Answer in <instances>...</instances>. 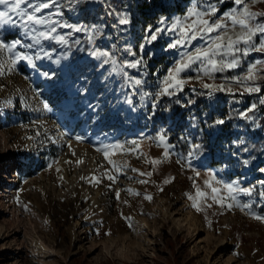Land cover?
<instances>
[{"label":"rangeland","instance_id":"374dc122","mask_svg":"<svg viewBox=\"0 0 264 264\" xmlns=\"http://www.w3.org/2000/svg\"><path fill=\"white\" fill-rule=\"evenodd\" d=\"M58 2L59 9H46L45 13L58 10L62 15L54 19L90 31L59 28L60 34L71 35H66V45L42 42L51 59L36 60L35 68L21 61L14 72L0 76V264H264V223L253 219L248 209L229 210L230 201L224 208L217 204L207 208L201 201L203 210L197 211L188 198L195 195L194 181L210 192L204 185L208 174L224 183L237 181L261 190L264 173L259 169L264 168V156L251 148L241 152L250 138L258 140L264 135V109L255 95L241 96L243 89L235 86V96L227 92L200 95L207 90L192 81L182 93L162 97L153 108L152 100L142 98L138 87L133 88L125 77L113 72L110 63H103L104 57L92 53L108 51L119 60L130 61L144 55L146 75H140L138 69L126 71L146 81L144 91L155 92L157 75L163 76L175 59V50H165L170 34L146 44L141 53L139 46L145 36L136 47L129 0L120 8L110 0ZM263 5L258 1L252 9H262ZM230 7L225 3L220 12ZM82 11L88 20L93 19L82 21ZM113 13L126 15L130 23L121 25ZM0 34L10 41L17 38L19 30L5 27ZM126 46L136 55L125 53ZM149 52L153 53L150 59ZM252 58L263 57L253 54ZM242 72L217 74L215 82L220 83L221 76ZM189 99L195 102L189 105ZM8 100L10 104L5 103ZM253 102L258 108L249 114L251 119H245L240 113ZM230 113L236 116V133L227 141L219 136L227 122L223 116ZM219 119L225 123L217 125ZM161 133H166L165 143L173 146L167 159L158 141ZM45 134L52 139H46ZM111 136L115 138L108 139ZM132 140L138 141L139 147L128 143ZM112 144L125 145L110 157L126 165L119 173L103 152L96 151ZM194 144L201 147L191 159V168L185 160L177 163L181 156L187 157ZM76 147L94 153L92 172L87 165L89 158L83 161ZM132 148L134 151H128ZM152 159L162 162L153 166ZM245 159L247 166L242 163ZM77 160L83 163L77 164ZM82 166L86 171L73 182ZM193 168L201 173L199 177ZM107 175H115L116 181L108 180ZM82 176L87 179L82 180ZM87 189L97 196L86 193ZM128 189L139 195L130 194ZM145 195L152 199H145ZM237 199L240 203L251 201L252 211L264 215V200L257 195ZM190 213L199 218L201 230L196 234L183 223L178 225L177 219ZM222 238L225 243H220Z\"/></svg>","mask_w":264,"mask_h":264},{"label":"snow or ice","instance_id":"6c2138e0","mask_svg":"<svg viewBox=\"0 0 264 264\" xmlns=\"http://www.w3.org/2000/svg\"><path fill=\"white\" fill-rule=\"evenodd\" d=\"M71 2L79 3L80 0H70ZM93 2V0H89ZM230 2L232 7L220 12V6ZM258 0H192L190 7L186 13L175 19L170 24L164 18L159 21V26L154 30L151 26L146 30L148 35L144 37V43L140 47V52L143 53L146 44H152L159 37L170 34V39L166 44V51L175 50V59L163 76L157 75V87L155 92L144 91L143 86L146 81L141 78H135L128 75L126 69H138L140 75L147 74V60L144 55H140L135 60H119L115 53L108 51L93 50V55L104 57L103 63L111 64L112 71L121 74L126 81L133 87L139 88L142 98H150L152 107L155 108L162 97H176L182 93L185 86L190 82L195 81L207 92H201L200 95L207 94L212 96L215 92H227L235 96L234 90L243 89L239 92L241 96L245 93L259 94L262 92V84H264V58H252L253 54H260L264 57V12L252 10V5H255ZM0 29L5 27L17 28L19 35L12 40H6L0 34V76L6 73H12L16 70V65L21 61H27L29 65L35 68V61L44 58L51 59V52L45 50L44 41H54L58 44H67L66 35L58 32L59 28H69L73 32L90 31L86 28H81L54 19V16L62 15L58 10L56 12L45 13L44 10L57 8L59 9L58 0H0ZM219 13V15H218ZM119 17L118 22L121 25L130 23L126 15L113 13ZM92 32H97V29H92ZM19 49V50H18ZM123 51L130 56H135L131 46H126ZM152 52L147 54L150 59ZM59 61L57 60V63ZM243 69L242 74L231 76H221V82L216 83L217 74H224L229 71ZM45 77L49 73H43ZM206 81H212L211 83ZM192 92H197L195 86L192 87ZM176 103H180L177 99ZM195 101L189 99L188 104H193ZM10 104L11 101H5ZM130 103V101H129ZM259 105H264V96L258 100ZM47 106L45 105V108ZM258 108V104L253 102L244 112L240 113L245 119H251L250 113H254ZM217 125L225 123L223 119L215 122ZM42 124V122H41ZM36 135H40L38 132ZM46 139L51 140V137ZM33 139V137H29ZM81 140V137H77ZM159 144L163 146V157L167 159L170 155L169 149L173 146L165 143L166 133H161L158 136ZM55 143V141H52ZM131 145L139 147L136 140L130 142ZM242 143V142H241ZM201 145L194 144L193 150L189 151L187 157L181 156L177 163L185 160L188 167L191 168V159L197 154L196 150ZM125 145L112 144L103 145L97 148L96 151L103 152L105 160L113 166L117 173L122 167L117 161L111 159V156L117 154L118 150L124 149ZM134 151V148L128 149ZM75 155V153H73ZM162 161L152 159L150 163L155 166ZM66 163H70L66 161ZM77 164L83 163L82 160H77ZM242 163L247 166L249 161L243 160ZM51 167V165H49ZM59 171V169H57ZM137 172V169H132ZM196 177L201 173L192 169ZM259 171L264 173V168ZM140 175L151 176V173H139ZM209 178L204 180V185L209 191L202 190L193 182L195 195H188V198L193 201L192 207L197 211H202L201 201L205 203L207 208H211L213 204L224 208L225 202L227 208L231 210L233 207L240 208L241 211L248 209V214L255 220L264 223V215H260L252 211L251 201L240 203L238 196L244 195L252 197L254 194L260 200H264V181L260 182L261 190L257 191L256 186L244 187L237 181L232 183H224L216 178L215 175L208 174ZM115 175H107V179L116 181ZM86 180V177H81ZM95 179V178H93ZM99 183V181H96ZM139 183H147L146 180H140ZM165 183L170 182L165 180ZM214 184L216 186H214ZM222 185L221 187H218ZM130 194L139 195L132 189L127 190ZM226 193L225 194H222ZM119 198V192L116 193ZM145 199L151 200L150 195H145ZM211 200L212 203H207ZM19 202V201H18Z\"/></svg>","mask_w":264,"mask_h":264},{"label":"trees","instance_id":"16d2710c","mask_svg":"<svg viewBox=\"0 0 264 264\" xmlns=\"http://www.w3.org/2000/svg\"><path fill=\"white\" fill-rule=\"evenodd\" d=\"M129 10H130V21L132 22L133 33H135V42L136 47L140 45V38L148 35L149 33L146 30L149 26L154 30L157 26H159V21L164 18L166 22H171L175 18L183 16L188 8L192 0H129ZM264 4V0H258ZM229 5H232L230 2H226ZM110 4L116 6V8H120L124 5V0H110ZM257 12H264V5L262 9H252ZM83 15L82 21H91L93 19L86 17V12L82 11ZM85 15V16H84ZM81 21V20H80ZM264 58V57H263ZM159 60V59H157ZM161 63V62H160ZM255 98L259 100L261 96H264V84H262V92L259 94H254ZM205 101V100H204ZM263 109H264V105ZM226 123L224 127L223 133L219 136L222 140L226 139L227 141H231L232 137L235 135L234 131V122H235V114H224ZM202 121V120H200ZM174 127V126H173ZM182 128L180 123L178 124V129ZM250 144L247 146H242L241 152L251 148L252 151L259 156H264V135L258 140H253L252 138ZM261 146V147H259ZM241 168V167H239Z\"/></svg>","mask_w":264,"mask_h":264},{"label":"bare ground","instance_id":"6f19581e","mask_svg":"<svg viewBox=\"0 0 264 264\" xmlns=\"http://www.w3.org/2000/svg\"><path fill=\"white\" fill-rule=\"evenodd\" d=\"M115 138V136L113 137V136H111V137H108V139H114ZM61 144H62V146L63 147H65L66 146V144L65 143H63V142H61ZM75 151H76V153L78 154V156L81 158V159H83V161H86V158H89V162H88V167H89V170H90V172H92L93 171V169H94V164H95V160H94V153L93 152H91V151H89V150H87V149H80L79 147H76L75 148ZM86 168L84 167V166H82V167H80L79 168V170L78 171H76V174H75V176H74V178H73V182L75 181V180H77V177H78V175L80 174V173H82L84 170H85ZM86 171V170H85ZM72 181V180H71ZM76 182V181H75ZM89 188V187H88ZM85 190V189H84ZM87 191L88 192H86V193H88L89 195H94V197H96L97 196V192H92V190H90V189H87ZM87 194V195H88ZM177 221H178V225H180V223H183V225H186V227H187V229H188V231L189 232H192V233H194V234H196V233H198V232H200V230H201V226H200V223H199V218L198 217H196L193 213H190L189 215H186L185 217H184V219H177ZM177 223V222H176ZM221 242L220 243H225L226 242V240L224 239V238H222L221 240H220ZM150 242V240H148V243ZM245 264H248L247 262L245 263Z\"/></svg>","mask_w":264,"mask_h":264}]
</instances>
